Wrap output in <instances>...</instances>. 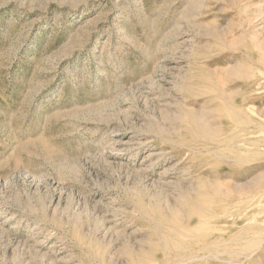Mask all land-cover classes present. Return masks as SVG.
<instances>
[{"label":"rangeland","instance_id":"374dc122","mask_svg":"<svg viewBox=\"0 0 264 264\" xmlns=\"http://www.w3.org/2000/svg\"><path fill=\"white\" fill-rule=\"evenodd\" d=\"M0 264H264V0H0Z\"/></svg>","mask_w":264,"mask_h":264}]
</instances>
